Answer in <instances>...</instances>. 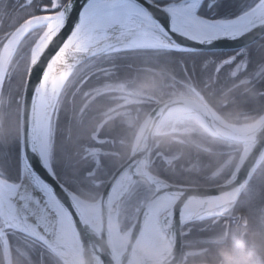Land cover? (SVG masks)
<instances>
[{
  "label": "water",
  "instance_id": "1",
  "mask_svg": "<svg viewBox=\"0 0 264 264\" xmlns=\"http://www.w3.org/2000/svg\"><path fill=\"white\" fill-rule=\"evenodd\" d=\"M191 1H195L194 12L201 22L170 8L171 4L160 5L152 0H66L58 11L26 18L7 35L0 49V94L7 69L24 36L38 25L45 26L29 50L20 99L18 184L25 185L27 202L8 197L0 186L2 234L7 227L15 229L42 244L65 264L56 247L51 245L57 231L56 220L61 216L70 230V250L75 264H179L181 227L190 221L216 217L235 207L264 161V113L251 123L234 124L198 94L176 95L158 101L139 124L127 158L110 174L96 201L82 198L60 182L40 145V95L57 57L74 36L107 12H132L143 26L169 42L160 48L174 51H237L264 37V7L236 27L216 29L205 23L217 20L198 15L204 0H181L183 3ZM132 37L133 34H126L108 39L100 48L87 51L82 60ZM178 111H185L187 118L198 120L215 138L242 148L232 172L223 182L187 186L170 183L150 172V153L154 138L159 135L158 129L171 113ZM138 180L150 186L151 194L126 230V238L119 242L115 234L117 219L112 217V212L114 209L117 212ZM166 202L170 205L161 212L158 223L169 247L161 249L162 252L152 249L142 253V235L155 217L157 205ZM26 204L30 211L25 208ZM94 204L98 208L92 217L85 206Z\"/></svg>",
  "mask_w": 264,
  "mask_h": 264
},
{
  "label": "trees",
  "instance_id": "2",
  "mask_svg": "<svg viewBox=\"0 0 264 264\" xmlns=\"http://www.w3.org/2000/svg\"><path fill=\"white\" fill-rule=\"evenodd\" d=\"M176 1L179 0H163L158 3L166 4ZM243 1L244 0H210L208 5H203L198 11V14L212 20L233 18L240 14ZM48 4L49 0H31L27 3H24L22 0H0V45L16 26V18H18L20 22L32 15L47 12L43 11L41 6ZM28 37L31 40L30 45H32L35 36ZM20 48L17 50L10 64V73L8 74L4 87L16 81L19 84L21 83L20 88L23 85L26 66L28 64V50L26 51V49H23L19 54ZM146 53L147 54H143V58L139 56L142 54H132V56L129 55L130 57L127 56L128 58L126 59L117 60L114 64L119 68L117 73L120 74V76L116 74V76H113V80L120 79L123 76L121 75L122 73L130 76L133 71L139 69L138 67L140 66L139 63L141 59H146V57L148 58V56L152 55H160V57L164 55L171 59H168V62H166L157 57L160 63H163V66L160 67L161 73L170 79L172 78L171 80L180 86L184 85L180 81L181 77H184L185 80L188 79L191 86L227 121L234 124L250 123L264 113V73L254 78L256 70H258L259 66L264 64V37L242 50L239 57L244 59L245 68L236 75H231L229 65H222L216 70V63L224 58L225 54H227L225 52H180L172 50L168 52L149 51ZM101 64L103 66H108L110 62L108 60H102ZM244 76L250 80L240 82L241 77ZM75 85L77 86V84ZM75 88V86L68 87L65 97H63L64 95L62 94V101H65L67 104L69 103L67 101L74 100L75 97L73 103L69 105L71 109H74V112L78 109L79 104V99H77L79 95L73 94ZM97 106L96 103L90 105L89 110L84 116V118H88L91 123L97 121L96 119L99 121L98 116L91 118L98 112ZM147 110L148 107L144 109L142 114L143 117ZM71 113V111L66 110L62 117H60L61 112L59 111L56 115L55 127L57 129H64L62 128L64 127L63 123H66V117ZM14 116L16 134L13 152L11 158L8 159V161L10 160L9 163L5 160L8 165H6L4 161L2 163L3 167L0 164L2 167L0 176L8 181L19 180V148L17 134L18 104L15 105ZM107 123H109V121ZM115 127L116 126H113L112 128L109 124H104L100 129V136H106L109 140L113 138L114 141L120 140L121 138L125 139L126 135L124 130H114ZM86 132L87 131H84V133ZM89 132L91 131L88 130V133ZM113 144V155H106L104 157L110 159V161L111 159H113V161L115 159L118 160L117 164L120 162L122 163L127 156V149L125 148L126 151L123 152L117 143L114 142ZM106 145L110 144L107 143ZM227 146L228 145L224 142L209 135L201 126L196 127L189 133H164L154 139L150 153L149 170L153 174L173 184L189 186H210L218 184L230 175L242 149L240 146L233 145V147H235V150L231 152L232 155H234L233 161L227 166L224 172L214 177L212 175L213 172L223 164L228 156L226 152ZM165 157L170 158V160H165ZM103 161L104 160H102L103 167L91 174L90 172L93 167L91 162L78 160L72 168H66L62 162L57 161V157L55 158L54 154L51 167L57 179L66 187L82 198L94 201L98 198L107 178L112 171L115 170L116 166H112L110 161ZM137 185H141L145 187V189L151 191L143 181H138ZM251 190L259 194L258 208H264V161L244 190L237 205L230 210L232 213L235 212L240 214L241 218L240 221H238L239 224L242 222L241 220L246 219V229L241 228L239 224H237V221L236 223H231L228 238L220 243L195 240V237L198 236L195 232L184 234L183 251L190 248L196 250L202 249L201 252L188 256L189 263L205 261L211 264H230L233 256V248L237 245V241L241 239L240 233L244 229V235L242 241H240L241 245L238 244L237 246L243 247L247 254V258L250 259L253 264H264V240L261 239V241H256V236L254 235L256 230L254 222H252L253 213L240 205ZM245 206L248 207L249 204ZM262 234L263 230H258V237H262ZM251 244L253 247H251ZM252 251L254 252L253 257L251 256ZM3 263L4 255L0 243V264ZM12 264H20V260H16V262L13 260Z\"/></svg>",
  "mask_w": 264,
  "mask_h": 264
},
{
  "label": "rangeland",
  "instance_id": "3",
  "mask_svg": "<svg viewBox=\"0 0 264 264\" xmlns=\"http://www.w3.org/2000/svg\"><path fill=\"white\" fill-rule=\"evenodd\" d=\"M22 1L24 3H27L31 0H22ZM159 1H163V0H159ZM258 1L259 0H244L240 13L244 11H249L257 4ZM64 2L65 0H49V4L42 5L41 9L47 12L54 11L60 8V6ZM202 7L203 6H201L199 10ZM15 23L16 25L19 23L18 18H16ZM42 29L43 27L38 28L29 36L30 37L34 36L35 33L37 34ZM30 41L31 40L29 37L26 40H22V42L18 46V49L21 47L20 51L18 52L19 54L23 51V49L24 50L26 49V51L28 50V55H29V50L32 46L30 45L31 44ZM2 44L0 45V49L2 47ZM149 51L168 52L172 50L164 49V48H154L151 50L149 48H131V49H124L117 51H109L107 53H102L100 56L101 59L108 60L110 62L108 66L101 65V63L95 61L96 59H89L81 64H78L77 67L74 68L73 72L68 76V78L64 82L50 113L49 122H48V133H47V155L50 162L52 161L54 154H55V158L57 157V161L62 162L66 168L67 167L72 168V166L76 164L78 160L81 161L84 160L86 162H91L93 164L92 170L90 172L92 174L97 169L103 167L102 160L107 162L110 161V159L105 158L104 156L113 155L112 152L114 151V147H113L114 142L117 143L119 147H121L123 152H125L127 149L126 154H129L134 137L139 128V124L143 120L142 118H144L142 115L144 109H147L148 107V110L146 111L147 113L149 109L155 105V103L165 99V97L167 98L176 95H195V92L192 89L193 87L184 79V77L180 78V81L184 84L183 86H180L178 84H175V82L171 80L172 78L170 79L169 77L161 73L160 67L163 66V63H160L158 59H161L166 62H168L167 61L168 59L169 60L171 59L170 57L164 55H162L161 57L160 55H155V56L152 55L153 57L148 56V58L146 57V59H141V62L139 63L140 66L138 65L139 69L133 71L130 76L128 74L125 75V73H122L121 75L123 76L120 79L113 80V76H116V74L120 76V74L117 73L119 68H117L116 64H114L116 63L117 60L126 59L130 57L129 55L132 56V54L133 55L142 54L139 56L143 58L144 57L143 54H147L146 52ZM27 66H26V71H27ZM241 67L242 64L237 63L236 65L233 66L232 71H234L235 73ZM92 71L98 72L96 76L99 79L101 78L103 81H111V82L118 81L117 84H119L120 85L119 87L123 89V93L120 95L119 94L108 95L109 99L111 98V100H114L113 103L109 105H105L104 103L97 104V102H95L98 105L97 106L98 112H96L95 115H93L91 118L98 116L99 121L98 119H96L97 121H95L94 123L89 122L88 118L87 119L86 117L84 118V116L86 115L87 111L90 108L89 106L94 104L92 102L88 103L87 101H85L86 97L91 96L93 94L91 88L92 84L87 83L88 81L87 74H89ZM9 73L10 71L7 73L4 85L7 81V77ZM90 79H92V77ZM20 84L16 81L11 85L9 84L5 87L3 86L1 90L0 164L2 167H3L2 164L3 161L6 165H8L10 161V160L8 161V159L11 158V154L14 148V141L16 134L14 108L15 105L18 104V110H19L21 92L23 87L22 85L20 88ZM75 84H81V86L77 89V93L79 94V97L77 98L79 99L78 100L79 104L76 112H74V109H71L69 107V105H71L75 100V97L74 100L67 101L69 102L68 104L65 101L64 102L62 101L63 99L62 94L64 95L63 97H65L67 92L66 90L68 87L75 86L77 88ZM87 91L88 94L86 93V96L83 98V94ZM66 110H69L72 113L70 115H67L66 117L67 121L66 123H63L64 127H62L64 129H59V128L57 129L55 127L56 118H57L56 115L60 111L61 112L60 117H62L64 111ZM17 121H18V117H17ZM108 121L109 123H107ZM104 124H109V126L110 127L112 126V128L113 126H116L114 130L123 129L126 138L125 139L121 138L120 140L118 139L114 141L113 138L109 140V138H107L106 136L101 137L100 129ZM198 126L200 125L197 123L196 120H193L191 118H181L176 122H173L172 120L165 121L160 127L159 132L161 134L164 133L183 134L193 131ZM88 130H90L91 132L88 133ZM84 131L87 132L84 133ZM160 133L159 135H161ZM17 134H18V126H17ZM107 143L110 144L111 146L106 145ZM18 148H19V143H18ZM233 150H235V147L230 145L227 146L226 152L228 153V156L226 160H224L223 164L220 165V167H218V169H216L213 172L212 175L214 177H217L220 173L224 172V170L227 169V166L233 161L234 155H232L231 153ZM164 159L167 161L170 160V158L167 157H165ZM5 160L8 161V163L5 162ZM117 162L118 160L116 159L114 161L113 159H111L110 161L112 166L116 165L118 167L121 162L118 164ZM1 166H0V173H2ZM116 166L115 168H117ZM3 179L5 181H8L5 178ZM11 183L18 184L17 181H11ZM147 186L148 188H150L149 185ZM253 191L254 190L249 191L247 196H245V199H243L244 201L240 205L241 207H244L253 213L252 222H254V227L256 230L254 234L256 236L255 239L256 241L257 240L261 241V239L264 240L263 239L264 238V208L261 207L258 208L259 194ZM150 194L151 191H149V189H145V187L135 184L131 189L130 193L123 199L117 213V225L122 230L121 231L122 233L125 232L126 228L130 225L133 218L134 210L135 209L138 210L141 207L142 203H144L145 200L150 196ZM248 204H249L248 207L245 206ZM231 216H232L231 219L228 218V219L217 220L212 225L213 227L211 226L213 230L211 227H209V230L210 229L212 230L211 233L206 234L205 236L201 235V239L198 236L199 240H201L202 242L224 241L225 228L229 225V229H230L231 223H236L237 219L239 220V218H241L240 214L239 213L237 214L235 212L234 213L231 212ZM241 221L242 222L239 224V226L241 228L246 229V219H243ZM244 229L240 233L241 239L239 241H242V237L244 235ZM260 229L263 230L262 237H258L257 235L258 230ZM185 230L188 231L189 228L187 227L185 228ZM18 242L16 240L14 243L10 244V255H11L10 261L14 260L16 262L15 258H18L17 254L14 255L16 249L20 250L22 255L28 259H32L31 257L34 256V254H36L37 252L43 251V249L39 246H31L29 244H25L21 242L18 243ZM251 247H253L252 244ZM238 248H241V246L236 245L234 247L233 256L231 258L230 264H250V262L247 261V259L245 258L247 256L245 254H243L242 256L241 252L238 251ZM185 251L186 253L183 254V260L186 259L187 254L193 252L191 251V249H187ZM201 251L202 249H197L193 253H199ZM3 252H5L4 259L8 263L9 258L7 257L6 254L7 252L5 250ZM43 254L44 257L46 256L49 257L51 264H64L62 261H58L59 259L54 257V255L53 256H51L50 254L48 255V252H45ZM180 264H186V263L181 262Z\"/></svg>",
  "mask_w": 264,
  "mask_h": 264
},
{
  "label": "bare ground",
  "instance_id": "4",
  "mask_svg": "<svg viewBox=\"0 0 264 264\" xmlns=\"http://www.w3.org/2000/svg\"><path fill=\"white\" fill-rule=\"evenodd\" d=\"M152 1L157 3V4H160V3H158V2H160L159 0H152ZM65 2H66V0H65ZM209 2H210V0H204L202 2L201 6H203L204 4L208 5ZM63 4L60 6V8L63 6ZM166 4H171L170 8H173V9H175V10H177V11H179L185 15H188V16L200 21L194 12L195 1H191L189 3H183V2H181V0H179L176 2H170V3H166ZM160 5H165V4H160ZM263 7H264V0H261L252 11H250V12L244 11V12L238 14L237 16L233 17V18H236V17L240 16L236 19H232V18H229L232 20L215 19L217 21L212 22V23H209V22H206V23L204 22V23L206 25L214 27L216 29H223L226 27H228V28L236 27L237 25L246 22L251 17L253 12L258 11L259 9H261ZM60 8H58L54 11L43 12V13H47V14L53 13V12L58 11ZM39 14H42V13H39ZM36 15H38V14H36ZM32 16H34V15H32ZM40 27H43V29L45 28L44 25H38L36 28H34L30 32H28L24 36L23 40ZM43 29L41 31H39L37 34L35 33L34 41L37 39V37L43 31ZM126 34H133L134 37H132L131 39L127 40L126 42L119 44V45H116L114 47H111L108 49L102 48L100 50L99 54H96L94 56H91V57H88L87 59L82 60L83 55L87 51L92 50V49H96V48H100L102 46V44L108 39L115 38V37H118L120 35H126ZM34 41H33V43H34ZM167 45H169V42L164 37L159 35L156 31L152 30L148 26H143L141 21L132 12H129L126 10H124V11L123 10H115V11L107 12L104 16L98 18L94 22L89 23L84 29H82V31H80L76 36H74V38L68 44L65 45L63 51L57 57L54 65H53V68H52L50 74L48 75V77L45 81L43 90H42L41 95H40V101H39V106H38V128H39L40 145H41V149H42V154L47 159V161L49 162L50 165H51V162L48 159V155H47V133H48L49 117H50V113H51L52 107L54 105V102L56 101V98L59 95L60 90H61L64 82L66 81L68 76L73 72L74 68H76L78 64H81V63H83L89 59H96L95 61H98V63H102L103 59L100 58L101 54L107 53L109 51H117V50L131 49V48H149L151 50L154 48H160L161 46H167ZM249 46H246V47L239 49L237 51H218V52H227V53L228 52H233V53L239 52V54H241L242 50L249 47ZM16 52H17V50H16ZM16 52H15V54H16ZM180 52H182V51H180ZM15 54H14V56H15ZM232 59H233V56H229L228 62L231 61ZM218 64H219V62H218ZM9 68H10V65L7 69V72H6V75H5L3 84H2V88L4 86V82H5ZM232 75H236V74L234 73ZM25 76H26V74H25ZM249 80H250L249 78L244 76V77H241L240 82H245V81H249ZM186 81L189 84H191L190 81H188V79H186ZM24 82H25V79H24ZM24 82H23V86H24ZM2 88H1V90H2ZM22 90H23V87H22ZM21 94H22V92H21ZM198 95L204 101H206L201 96L200 93H198ZM100 103L101 102H97V104H100ZM105 105H108V103ZM19 110H20V106H19ZM19 110H18V122H17L18 129H19ZM181 118H187V113L185 111H178V112L171 113L164 120V122L169 121V120L176 122L177 120H179ZM258 118H256L255 120H257ZM191 119H193V118H191ZM193 120H196V119H193ZM196 121L209 135H211L201 125V123L198 120H196ZM159 129H158V133H160ZM217 140H219V139H217ZM219 141H221V140H219ZM221 142H223V141H221ZM224 143L227 144L226 142H224ZM231 146H233V145H231ZM127 156H128V154H127ZM127 156H126V158H127ZM138 181H141V180H138ZM138 181H136L133 184V186L135 184H137ZM0 186L3 189V191L8 195V197L18 198L22 201H25V203L27 202L26 201L27 196H28L27 189L23 183L17 185V184L11 183V181L6 182L0 176ZM133 186L131 187V189L133 188ZM131 189L129 190L127 195L130 193ZM96 200H94V201H96ZM169 205H170V202H166V203L157 205L158 208H157L156 215L152 219L148 228L145 230L144 234L142 235L143 237H142V242L140 245V249H141L142 253H149L152 249H157V250H159L158 252H162L163 250H161V249H166L169 247L166 234H164L161 231V229L159 227V223H158L159 216H160L161 212L164 209H166ZM29 207L27 204L25 205V208L30 211L31 208H29ZM119 207H120V205H119ZM97 208H98V206L96 204L85 206V210H86L87 214L92 216V217L95 216V214L97 212ZM117 213H118V210L116 212V210L114 209L112 212V217L114 219L115 218L117 219ZM136 214H137V211H134L131 223L133 222ZM114 222H115V220H114ZM131 223H130V225H131ZM116 225H115V234L118 236L119 242H121L123 239L126 238L125 233H126V230L129 228L130 225L126 228L125 232H123V233L121 232L122 230L120 228L116 227ZM0 226H1V220H0ZM56 226H57L56 227L57 231L55 233V237L53 238L51 245L56 247L57 252L60 254V256L62 257L65 264H75L74 257L71 253V250H70L72 239L70 236V230L68 228V225H67L65 219L63 217L59 216L56 220ZM8 231L20 233L19 231L12 229L10 227H7L4 230L5 235L0 232V239H3V240H0V243L2 246V252L5 250L7 252L6 253L7 257L9 258V262L7 263L4 259L3 264H12V261H10V257H11V255H10V244H12L13 242H12V240H10V242L8 241ZM217 243H220V242H217ZM238 244H240V241H237V245ZM182 245H183V239H182ZM238 251L241 252L242 256H243V254L247 255L242 246H241V248H238ZM4 254H5V252H3V255ZM253 255H254V252L252 251L251 256L253 257ZM245 258L247 259V261L250 262V264H253L250 261V259H248L247 257H245Z\"/></svg>",
  "mask_w": 264,
  "mask_h": 264
},
{
  "label": "flooded vegetation",
  "instance_id": "5",
  "mask_svg": "<svg viewBox=\"0 0 264 264\" xmlns=\"http://www.w3.org/2000/svg\"><path fill=\"white\" fill-rule=\"evenodd\" d=\"M225 53H227V52H225ZM237 53H239V52H234V53L233 52H228L227 54H225L224 58L220 60L219 64L216 63V70H218L222 65H229L230 66V69L229 70H230V73L232 75V74H234V71H232V68L237 63H241L242 64V67L240 69H238L235 72V74H237L240 71L244 70V68H245V61H244L243 58H240L239 57L240 54H237ZM229 56H233V59L228 62V57ZM97 73L98 72H93L92 71L89 74H87V78H88L87 83L88 84H90V83L92 84V87L91 88H92L93 94L91 96L86 97L85 101H87L88 103H91V102L92 103L101 102V103H104V104H107L108 103V105H109V104L113 103L114 100H111V98L109 99L108 98V95H110V94L111 95L112 94L113 95H118V94L120 95V94L123 93V89H121V87H119L120 85L117 84L118 81H112V82L111 81H103L101 78L99 79L96 76ZM262 73H264V64H262L261 66H259L258 70H256V73L254 75V78L257 77V76H259V75H262ZM91 77H92V79H90ZM80 86H81V84H77V88H75V90L73 92L74 95H79L77 93V89ZM192 89L195 92V94H198V91H196L194 88H192ZM86 93L88 94V91L83 94V98L86 96ZM228 145H230V144H228ZM134 211H138V210L135 209ZM228 218H230V219L232 218L231 211L225 212V213H223L221 215H218L216 217L205 218V219H200V220H196V221L187 222V223H185L181 227L182 237H183L184 234H191V233H194L195 232V234L197 233V235L201 239V235H204L205 236L206 234L211 233V231L213 230V228H212L213 226L212 225L217 220H219V219H228ZM237 221H240V218ZM237 224H239V222ZM187 227L189 228L188 231L185 230V228H187ZM209 227H211L212 230L211 229L209 230ZM228 234H229V225L225 228L224 241L228 238V236H229ZM198 236L195 237L196 238L195 240L201 241V240H199V237ZM10 240H12L13 243L17 240V242L19 241L21 243L29 244L31 246H39V247H41L43 249L42 252L40 251V252H37L36 254H34V256L31 257L32 259L26 258L25 256L22 255V253L20 252V250L16 249L14 255L17 254L18 255V258H15V259L17 261L20 260V264H51L49 257H47V256L44 257V254L43 253L48 252V255L50 254L51 256H53V254L46 247H44L42 244H40L39 242L31 239L30 237H28V236H26L24 234L17 233V232H12V231L9 232L8 231V241L10 242ZM224 241H222V242H224ZM190 249L193 252L196 250V249H192V248H190ZM193 252L187 254L186 255V259L183 260V254H185L186 251H183V245H182V250H181V254H180V258H179V264L181 262H185L186 264H198V263L205 262V261H200V262H195V263H189L188 262V259H189L188 256L193 255V254H196V253H193ZM58 261H60V260H58ZM206 263H209V262H206Z\"/></svg>",
  "mask_w": 264,
  "mask_h": 264
}]
</instances>
